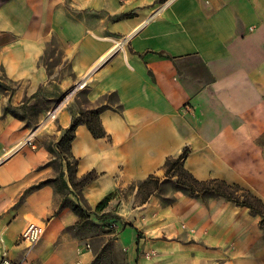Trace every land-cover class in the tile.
Listing matches in <instances>:
<instances>
[{
  "label": "crops",
  "instance_id": "1",
  "mask_svg": "<svg viewBox=\"0 0 264 264\" xmlns=\"http://www.w3.org/2000/svg\"><path fill=\"white\" fill-rule=\"evenodd\" d=\"M54 41L71 80L42 65ZM4 81L15 91H0V262L95 264L105 246L79 232L74 203L95 212L115 195L116 208L128 186L164 180L186 149L196 180L239 185L264 203V0H0ZM83 81L36 149L16 150L35 128L24 106L52 84L62 100ZM81 95L106 106L105 136L76 129L67 157L77 182L93 179L74 195L53 180L50 146L71 127V106L85 107ZM117 214L128 264H264L261 218L232 202L177 192L165 205L154 194ZM33 224L45 232L30 248L22 234Z\"/></svg>",
  "mask_w": 264,
  "mask_h": 264
},
{
  "label": "rangeland",
  "instance_id": "2",
  "mask_svg": "<svg viewBox=\"0 0 264 264\" xmlns=\"http://www.w3.org/2000/svg\"><path fill=\"white\" fill-rule=\"evenodd\" d=\"M62 55L63 46L58 41H54L48 47L47 52L42 60V65H44L48 69L50 74H56L58 76L59 81L71 80L73 77L71 66L69 63L62 65ZM1 84L4 87L0 86V91H7L9 89L5 87L6 85H8L5 81ZM8 91L10 92V90ZM81 96L82 104H84L85 107L79 110L76 108V105L71 106V108L74 110L73 113L76 117L80 116V113L82 112L86 113L97 109L92 105H89V102L87 98H85V96ZM60 101L61 98H59L56 86L55 84H52L50 85L48 93L43 99L28 102L24 106L23 116L24 118H26L28 124L31 125V127L36 128L44 121L48 111L51 110V104ZM102 106L105 105H99L98 107L100 108ZM50 149V152L53 156V160L52 163L49 165L53 168L55 173V177L53 180L56 181L58 185H62L63 183V189L65 190H69L68 187H65V181L68 182L74 190L73 194H79L81 184L76 181L75 162L69 160L67 155L62 152L61 148H57V146L51 145ZM173 159H175V161H172V163H176L175 167H173V169L171 170V175H166V178L162 181L159 180L158 183L160 184L163 182V184H161V186H159V190L155 192V195H160V197L164 199L163 202L165 205L167 203H170V201L174 200V194L178 188V175L182 174L184 177L187 178V175L184 173L183 158L178 159V157H176ZM165 172H167V169H165ZM151 188V185L142 186V182L128 186V188L124 192L123 201L119 204H116V208L108 207V209L106 210V213L109 214V216H111L112 218H114L107 221L99 220L97 218V215L93 213L87 206L84 205V207L79 205L83 209L82 215H78L73 209L74 214L78 218L77 227L79 232H83L85 235L92 237V245L96 250H99L102 246L108 245L111 251L108 253L109 255L106 256V259H110V257L117 258L119 257V254L120 258H123V256H125L124 253L117 248L116 244L119 227L115 226V222H121V228L124 227L125 221L124 217H120L117 213L121 211V209L123 210L127 208L128 210L132 207L137 208L145 205L148 199L152 197V195H154V193L152 195H149V190ZM207 200L210 199H206L205 201ZM62 202L64 203V201Z\"/></svg>",
  "mask_w": 264,
  "mask_h": 264
},
{
  "label": "trees",
  "instance_id": "3",
  "mask_svg": "<svg viewBox=\"0 0 264 264\" xmlns=\"http://www.w3.org/2000/svg\"><path fill=\"white\" fill-rule=\"evenodd\" d=\"M0 86L4 87L1 83ZM8 90H11L12 94L14 93L15 89L11 86V84L5 86ZM63 100V99H62ZM61 100V101H62ZM59 103V102H58ZM54 107V106H53ZM52 107V108H53ZM106 106L98 107L97 109H94L91 112H82L80 113V116L76 117L75 114L72 112V125L71 127L65 132L64 137L60 141V143L57 145V148H61L62 152L64 154L68 155L70 154V144L73 141L75 137V131L81 124H85L88 126L92 134L97 138H102L105 136V132L100 124L99 121V115L100 113L105 109ZM51 108V109H52ZM51 151V149H50ZM189 153V149L184 150L183 154L178 157V159L183 158V160L186 158V156ZM172 161H175V159H169L166 163L165 169H167L166 175L170 176L171 170L173 167H175V163H172ZM184 168V167H183ZM184 173L187 175V178L184 177L182 174L178 175V182H177V192H181L182 194L199 198L205 201L206 199H223L228 202L234 203L238 207H246L250 210L251 214L253 216H258L261 218L260 221V228L264 231V203L258 199L256 196H254L251 192L243 189L239 185H230L224 181H218V180H212L208 182H200L196 180L192 175H190L185 169ZM93 179V178H92ZM91 177L88 178L86 181L79 182L81 184V187L84 183L89 182L92 180ZM159 180H156L155 178H150L146 181L142 182L143 185H151L152 188L149 190V195H152L153 193L156 194L159 190V186H161L162 183H158ZM67 184H65V187ZM115 195L110 196V198H106L103 200L95 210V213L97 215V218L101 221H107L110 219H114L109 214L106 213V210L108 209V203L112 197ZM164 201V199H163ZM174 200L170 201V203H167L166 205H170ZM73 209L75 213L78 215L83 214V209L79 205H74ZM116 223V222H115ZM111 251L110 247L106 245L99 255L98 259L96 260L95 264H128L126 260V256H123V258L119 257H110V259H106V256L109 255L108 253Z\"/></svg>",
  "mask_w": 264,
  "mask_h": 264
},
{
  "label": "built area",
  "instance_id": "4",
  "mask_svg": "<svg viewBox=\"0 0 264 264\" xmlns=\"http://www.w3.org/2000/svg\"><path fill=\"white\" fill-rule=\"evenodd\" d=\"M173 1V0H171ZM87 84L85 81L79 83L73 88L69 95H67L61 102L54 105V107L48 111L44 121L36 128H33L26 136L23 142H21L16 150L20 151L24 148L36 149V140L39 132L47 128L50 124L57 121L60 112L69 104L70 96L75 94L76 91L85 90ZM44 228L39 225H30L22 234V241L25 242L30 248L36 246L44 235ZM0 264H15L7 258H3Z\"/></svg>",
  "mask_w": 264,
  "mask_h": 264
}]
</instances>
